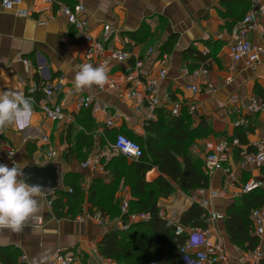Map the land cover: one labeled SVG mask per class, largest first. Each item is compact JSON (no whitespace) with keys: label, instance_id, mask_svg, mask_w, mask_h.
<instances>
[{"label":"crops","instance_id":"crops-1","mask_svg":"<svg viewBox=\"0 0 264 264\" xmlns=\"http://www.w3.org/2000/svg\"><path fill=\"white\" fill-rule=\"evenodd\" d=\"M18 7L6 11L0 5V92H22L27 97L36 98L34 115L31 125L25 129H7L1 134V139L7 147L13 149V155L5 158V152L0 146V163L12 166V161L24 163L23 171L29 169H49L42 185L46 188L43 207L38 218L30 220L20 233L8 230L0 232V250L15 252L18 264H50L53 254L57 251L76 254V264H116L103 259L97 249V244L104 234L124 224L120 213L123 201H130V188L124 178H120L115 188V199L118 200L120 218L107 215L104 224L99 226L93 219L97 211L87 204L88 189L92 180L99 179L104 184L112 182V175L105 170V165L112 161L113 156L103 160L102 166L82 168L86 159L105 149L110 135L122 132L144 139L148 130L157 121V111L166 115L172 101L193 102L194 112L190 113L192 127L200 118L210 122L212 137L203 149L194 150V159H200L205 171L204 159L207 153L218 142L221 133L231 135L233 123L238 116L245 114L247 100L254 96V86H258L264 98V59H261L253 71L245 68L242 62L234 63L229 57V46L236 42L238 34L245 32L246 39L255 46L263 44L264 16L257 15L256 22L251 27L242 24L245 15L252 9H261L259 0L248 2H232V0H20ZM256 1V2H255ZM1 2V0H0ZM61 4L84 7V17L92 36L101 34L104 25L109 26L118 34L113 38L110 47L125 49L136 58L143 60V70L151 74L156 81L155 97L159 109H148L143 106L137 109L133 100L120 96L130 87L137 95H143L144 85L125 83L122 72L111 70V79L116 88L109 89L93 86L82 92L74 88V74L78 66L86 63L83 60L84 45L77 33L59 14ZM141 31H147L152 38H144ZM139 37L141 40H137ZM172 37V49L167 55L166 76L157 79L159 66V46ZM194 48L209 58L204 65L182 58L185 50ZM148 49L153 52L146 56ZM26 61L28 64H23ZM192 62V63H191ZM97 66L95 62L90 63ZM189 65L196 66L190 69ZM187 70V75L181 73ZM201 68L208 72L206 76L199 73ZM62 79V90L56 92L55 99L62 98L63 117L52 123L45 119L37 104L42 99L39 90L44 84H55ZM197 86L199 93L193 96L187 89ZM67 89L75 94L89 96L103 107L89 112V121L80 116L76 97L67 95ZM37 94V95H36ZM256 96V95H255ZM236 98V103L229 102ZM258 97V95H257ZM35 100V99H34ZM263 100V99H262ZM79 119H77L78 117ZM246 118H248L246 116ZM112 121V127H106V122ZM252 132L247 135L249 146L264 140V112H258L253 119L248 118ZM89 122V123H88ZM42 136H47L50 145L39 143ZM52 150L54 155L46 158V151ZM126 165L132 162L124 158ZM233 173L238 176L239 183H245L247 177L259 179L264 183L260 173L251 175L240 172L235 158L230 161ZM120 166H117L119 168ZM159 172L152 168L146 176L147 182H152ZM75 179L84 190V202L80 215L56 216L50 200H55L58 191L68 192L70 187L65 182ZM208 190L216 195L211 200L214 212L223 214L233 201V189L224 188L225 180L220 172L208 176ZM192 193V192H191ZM176 190L169 199H160L158 206L164 219L176 223L179 215L191 205L189 196ZM129 223L131 221L126 218ZM210 240L219 244L227 256L238 264H259L251 258V253H243L228 240L223 221L208 225ZM197 234L195 230H187L188 239ZM199 235V234H198ZM200 247L195 248V250ZM262 255L260 262L264 263V237L258 245Z\"/></svg>","mask_w":264,"mask_h":264},{"label":"trees","instance_id":"trees-1","mask_svg":"<svg viewBox=\"0 0 264 264\" xmlns=\"http://www.w3.org/2000/svg\"><path fill=\"white\" fill-rule=\"evenodd\" d=\"M232 2L248 1L232 0ZM140 35L144 38H152L147 31H141ZM136 38L141 40L139 37ZM173 40L174 37L159 46L160 56L171 52ZM143 41L144 39L141 40ZM182 58L204 65L209 55L190 48L182 53ZM189 67L194 69L196 66L189 65ZM253 90L256 96L264 100L258 86H254ZM34 99L38 101L39 97ZM160 111H157L158 119L150 127L144 139L122 132L110 135L111 140L116 134H122L136 142L142 150V156L138 160H132L129 166L126 165L124 156L111 157L113 159L105 165V170L112 175V182L104 184L101 180L95 179L91 181L88 189L87 204L102 217L110 215L115 218L119 215L115 188L119 179L124 178L130 188L131 198L127 204L129 215L147 216L146 220L129 223L126 219L128 216L124 215L122 221L127 228L125 230L113 228L107 231L97 244L99 255L116 264H185L179 250L188 240L187 230L206 228L205 212L200 205L191 204L174 223L162 217L158 201L172 198L176 190L189 195L196 190L208 188V175L202 169L201 160L194 159L189 150V140L212 134L210 122L200 118L196 127L188 128V123L192 125L193 122L186 106L182 107L178 117H172L170 110L166 115ZM89 112L90 110H81L80 113L83 114L80 116L89 121ZM251 132L252 128L247 124L246 127L234 128L231 135L221 133L220 138L237 139L248 152H254L246 138ZM237 154L238 150L235 155L236 162L239 160ZM152 168H156L159 175L152 182H147L145 176ZM246 177L248 179V176ZM242 184L244 183L240 182V185ZM65 185L70 187L71 192H56V198L51 204L52 209L59 217L65 214L73 217L80 215L84 190L75 179L67 180ZM255 209L264 210V187L236 197L224 213L226 236L229 242L243 253H252L260 243V240L252 235L249 218L251 211ZM179 228L182 232L176 235ZM0 264H18L15 252L0 250ZM259 264L264 263L259 262Z\"/></svg>","mask_w":264,"mask_h":264},{"label":"built area","instance_id":"built-area-1","mask_svg":"<svg viewBox=\"0 0 264 264\" xmlns=\"http://www.w3.org/2000/svg\"><path fill=\"white\" fill-rule=\"evenodd\" d=\"M256 2V1H255ZM262 3L261 9H252L255 4H253L251 10L245 15L242 20V24L246 27H251L257 19V15L261 14L264 16V0H259ZM20 0H1V7L6 10H12L20 5ZM59 14H61L67 25L77 33L79 39L84 45L83 60L86 63L95 62L97 66L104 65L108 69L109 82L104 86L109 89H115V83L111 79V74L114 72H122L124 75L125 83L131 85L142 84L144 85L143 95H137L134 90L128 87L129 90H125L120 96L133 100L137 105V109H141L143 106L148 109H159L160 104L155 97V85L156 81L151 78V74L143 70V60L141 58H136L131 52L125 49H114L110 47V43L113 38L118 34L115 30L107 25H104L101 29V34L97 37L92 36L90 29L88 28L87 20L84 17L85 9L82 5L77 4L73 8L68 5L61 4L58 9ZM238 40L229 46V57L232 62H242L245 68L253 71L261 59H264V42L262 45L255 46L249 42L245 37V32H240L238 34ZM264 41V38H263ZM153 50L148 49L146 56H150ZM167 55L160 56L157 60V65L159 70L157 73V79H164L166 76V66H167ZM23 64L27 65L26 61ZM114 68L115 71L111 73V69ZM181 73L187 75V70L182 69ZM199 73L203 76L208 74L205 68H201ZM62 79H58L55 84H44L39 90H31L28 94H33L40 92L42 99L37 104L38 109L42 112L45 119L49 122L55 123L61 120L65 115L63 114L62 98L59 100L55 99L56 92L62 90ZM103 87V88H104ZM103 88H99L103 90ZM190 93L195 96L199 93V88L197 86H189L187 88ZM74 95L78 103V107L82 110L96 111L102 109V105L98 102H94L89 96L82 94H75L74 90L67 89V95ZM32 98V97H31ZM34 100V98H32ZM35 101V100H34ZM229 102L236 103L237 99L231 97ZM36 103V102H35ZM186 106L190 113L194 112L193 102L186 101H172L170 107V114L172 117H178L182 107ZM258 112H264V100L260 97L252 96L247 100V106L245 114L238 116L237 120L233 123V129L236 127H246L248 124V118L253 119V117ZM246 116L248 118H246ZM106 127H112V121L108 120L106 122ZM232 129V131H233ZM39 143L43 146H49L50 141L47 136H42L39 139ZM0 146L5 152V158H9V153H13V149L6 146V144L1 139L0 134ZM254 152H248L247 148L241 146L237 139L229 140L225 137L219 138L218 142L215 144L213 149L206 154L204 159L205 171L208 176L215 172H220L225 180L224 188L233 189L232 198H236L240 195L249 194L255 190L264 187V183L259 179L249 177L247 181L240 185L238 181V176L233 173L230 161L235 158L237 150V168L240 172L244 174L251 175L253 172H257L264 177V140L257 142L253 146ZM54 155L52 150L46 151V158H51ZM121 155L125 158L131 160H138L142 156V150L140 146L125 137L122 134H116L112 140L107 141L105 149L99 151L86 159L82 164V168H96L102 166L103 160H107L111 156ZM71 192L70 190L68 191ZM222 196L223 193L215 194L210 192L208 189H199L191 193L189 196V202L191 204L200 205L205 212V224L206 228L204 230L196 229L195 231L202 237V243L200 244V249L195 250L197 247H193L188 239L184 245L180 248L179 254L183 257L184 263L187 264L186 258L194 261V264H238L237 262L230 259L223 249L217 243H212L210 240V230L208 225L216 221H223L224 215L214 212L211 208V200L216 196ZM51 206L52 200L48 202ZM120 213L122 215L128 216L131 221H143L147 219V216L143 214L129 215L128 205L125 201L121 203ZM250 220L252 224V235L261 240L264 237V210L255 209L250 213ZM92 219L99 225H103L104 221L99 212L93 215ZM127 225L122 224L120 230H125ZM182 229L179 228L176 231V235L181 234ZM203 255L204 259L201 260L200 257ZM76 254L72 252L57 251L53 254L50 264H76L77 262ZM251 258L257 263L262 260V255L259 249H255L251 253ZM104 264V263H102Z\"/></svg>","mask_w":264,"mask_h":264},{"label":"clouds","instance_id":"clouds-1","mask_svg":"<svg viewBox=\"0 0 264 264\" xmlns=\"http://www.w3.org/2000/svg\"><path fill=\"white\" fill-rule=\"evenodd\" d=\"M108 82V69L104 65L83 63L74 74V88L78 93L93 86L103 88ZM34 103L31 97L22 92H0V134L9 128L22 130L29 127L34 115ZM13 155L15 153H9V158ZM25 166L14 160L11 167L0 163V232H22L30 220L38 218L42 210L46 188L26 182ZM201 243L200 235L191 236V246L199 247ZM185 258L187 264H194V261ZM200 259H204L203 255Z\"/></svg>","mask_w":264,"mask_h":264},{"label":"water","instance_id":"water-1","mask_svg":"<svg viewBox=\"0 0 264 264\" xmlns=\"http://www.w3.org/2000/svg\"><path fill=\"white\" fill-rule=\"evenodd\" d=\"M26 182L29 184H39L41 186L43 180L49 176V169H29L25 171Z\"/></svg>","mask_w":264,"mask_h":264},{"label":"rangeland","instance_id":"rangeland-1","mask_svg":"<svg viewBox=\"0 0 264 264\" xmlns=\"http://www.w3.org/2000/svg\"><path fill=\"white\" fill-rule=\"evenodd\" d=\"M188 124H189L188 128H193L190 123H188ZM210 137H212V134H210V135H208L206 137L190 139L189 140V150L191 151V153L194 152V150H196V149H200V146H201V148L203 149V152H204V153H201V156L202 155L204 156L205 155V150H207V147H206V144L203 143V142L205 141V142L209 143L210 142ZM254 173H256V172H254ZM116 218L121 219L120 218V214Z\"/></svg>","mask_w":264,"mask_h":264}]
</instances>
